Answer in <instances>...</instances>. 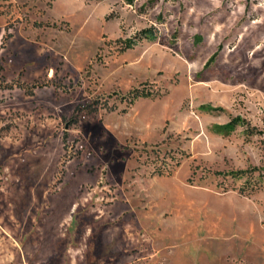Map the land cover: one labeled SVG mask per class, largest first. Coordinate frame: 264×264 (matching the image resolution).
Returning <instances> with one entry per match:
<instances>
[{"label": "rangeland", "instance_id": "obj_1", "mask_svg": "<svg viewBox=\"0 0 264 264\" xmlns=\"http://www.w3.org/2000/svg\"><path fill=\"white\" fill-rule=\"evenodd\" d=\"M263 167L264 0H0V264H264Z\"/></svg>", "mask_w": 264, "mask_h": 264}, {"label": "trees", "instance_id": "obj_2", "mask_svg": "<svg viewBox=\"0 0 264 264\" xmlns=\"http://www.w3.org/2000/svg\"><path fill=\"white\" fill-rule=\"evenodd\" d=\"M55 1V0H52ZM96 1H102V0H96ZM125 4L127 5H133L135 3L136 0H123ZM139 38L140 39H146L149 41H153L156 40V36L155 33L152 30H143L140 34H139ZM136 42L134 39L128 40L126 41V46L125 49H131L133 48V46H135ZM216 59V56L214 55L212 58H210L209 62H208V66L211 65ZM151 94L149 93H144V92H133L131 93V101H134L136 98L139 97H150ZM201 110L205 111V112H220L223 111L222 108L220 107H213L210 105H203L201 106ZM240 123H242V120L240 118H235L232 121H230L228 124L223 125V126H216V132L217 133H230L232 132ZM172 152H168L166 153V156H171ZM172 159H176L175 156H172ZM166 171V169L163 170H158V175H162L164 174V172ZM264 172V167L263 168H250V169H246V170H231V171H215L212 172V174L216 177H231L232 179H242L244 177H249L246 180V184L248 185L250 183H252L251 185H256L255 181H251V177L250 175H252L255 172ZM168 174H170V172H168ZM261 177V175H260ZM245 186L242 187L240 189V192H243L245 190Z\"/></svg>", "mask_w": 264, "mask_h": 264}]
</instances>
